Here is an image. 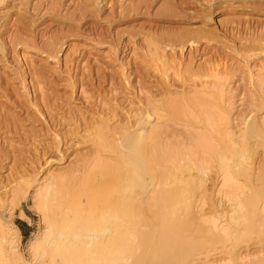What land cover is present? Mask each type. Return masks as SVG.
<instances>
[{"label": "rangeland", "instance_id": "rangeland-1", "mask_svg": "<svg viewBox=\"0 0 264 264\" xmlns=\"http://www.w3.org/2000/svg\"><path fill=\"white\" fill-rule=\"evenodd\" d=\"M157 55L171 61L166 77ZM219 62L232 124L249 108L263 115L264 83L249 71L264 75V0H0V218L19 227L22 254L41 227L34 189L47 171L90 172L104 153L96 125L131 124L143 108H161L164 140L188 141L183 125L203 114L167 107L192 90L191 74ZM20 178L27 192L14 188ZM250 222L247 212L234 248L252 254L262 242Z\"/></svg>", "mask_w": 264, "mask_h": 264}, {"label": "bare ground", "instance_id": "bare-ground-1", "mask_svg": "<svg viewBox=\"0 0 264 264\" xmlns=\"http://www.w3.org/2000/svg\"><path fill=\"white\" fill-rule=\"evenodd\" d=\"M164 59L155 60L166 77L171 61ZM222 65L191 74L192 90L167 107L203 114L183 125L188 141L164 140L168 125L156 106L143 108L131 124L96 125L104 153L95 155L90 172H81L85 165L49 170L36 184L41 227L28 242V257L19 227L0 218V264H264V114L249 108L232 124L233 88ZM261 72L249 71V81L264 83ZM27 181L14 188L27 192ZM19 197L7 202L11 209ZM247 212L248 229L262 242L252 254L234 248Z\"/></svg>", "mask_w": 264, "mask_h": 264}]
</instances>
